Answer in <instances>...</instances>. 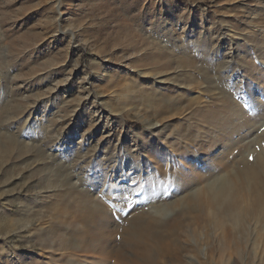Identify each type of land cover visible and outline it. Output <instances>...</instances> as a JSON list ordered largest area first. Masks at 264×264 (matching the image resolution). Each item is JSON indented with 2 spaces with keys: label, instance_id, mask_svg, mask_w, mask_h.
<instances>
[{
  "label": "rangeland",
  "instance_id": "374dc122",
  "mask_svg": "<svg viewBox=\"0 0 264 264\" xmlns=\"http://www.w3.org/2000/svg\"><path fill=\"white\" fill-rule=\"evenodd\" d=\"M248 32L253 36L243 39ZM210 45L220 49L216 57L197 52L209 51ZM97 75L108 81L101 82ZM83 86L90 97L113 99L104 111L115 118L116 137L128 138L130 149L131 140H139L126 161H140L141 173L122 169L121 182L111 181L110 195L101 197V188L92 191V181L84 179L91 175L89 169H98L104 153L114 150L99 133L86 131V121L74 128L71 111ZM128 88L133 91L122 100L121 90ZM151 94L150 101L168 105L160 115L146 109L150 101L145 96ZM263 101L264 0H0V264H107L67 257L72 252L68 245H77L83 226L91 237L88 243L97 241L104 226L97 219L83 225V216L78 221L82 203L95 198L108 205L138 182L133 187L134 209L164 224L172 215L159 208L173 197L188 195L180 189L173 197L149 200L148 166H171L173 159L161 163L153 146L142 148L147 143L143 117L174 132L187 128L190 133L184 139L194 143L204 138L193 132L196 126L220 120L223 130L229 119L239 129L238 146H245L256 140L264 115L257 118L258 127L246 129V124L230 120L228 105L243 109L248 119L249 108ZM60 115L74 126L71 139L68 130L57 141L53 124ZM117 152L119 159L127 156L123 149ZM238 210L233 222L220 210L213 215L208 211L200 221H193L196 213L188 211L180 258L165 264H264V213Z\"/></svg>",
  "mask_w": 264,
  "mask_h": 264
},
{
  "label": "bare ground",
  "instance_id": "6f19581e",
  "mask_svg": "<svg viewBox=\"0 0 264 264\" xmlns=\"http://www.w3.org/2000/svg\"><path fill=\"white\" fill-rule=\"evenodd\" d=\"M54 6L58 8L59 3H56ZM54 10L57 12V9ZM55 23H57V21ZM56 27L57 25H54V28ZM53 33H56V30L53 31ZM252 33L248 32L241 36L243 39L251 38ZM157 40L162 43L159 38ZM158 41L157 43H159ZM200 45L203 47L202 44H198L196 47H200ZM210 46L209 51L205 52L204 49H197V52H199L200 55H207L208 58L216 57L220 49L213 45ZM130 63H132V61ZM226 65L223 67H226ZM121 73H125V70H122ZM95 78L103 82L108 77L104 79V77L102 78V76L97 75ZM149 82V80L146 81V83ZM160 84H162V82H160ZM80 90L81 97L77 100L75 109L71 111V114L76 116V127H74L72 122L65 118V116H61L63 113L60 115L59 119L57 118L58 121H55L53 126L57 129V141L58 138L63 140V132L68 130L70 134L69 139H71L75 131H70L73 127L76 129L77 123L84 120L88 125L86 131L92 130L90 132L91 134L99 133L100 140L105 139L107 146L110 147L111 150H114L111 154L110 151V155H108L103 149L106 153L103 154L102 159L97 161L96 167L98 169L94 171H92V168L89 169L91 172L89 174L91 175L88 177L85 176L86 178L84 179L86 181H92V185L90 184L91 188H89L92 189V191H94L97 186L101 188L97 192L101 197L104 193L109 194V183L111 181V183L115 185L121 182L120 180L123 179L122 169L128 172L133 170L136 174L141 173L143 167L140 161L135 160L134 157L136 155L132 156L134 159L129 162L126 161L130 158L129 156H131V149H136L138 146L139 140H137V138L131 140L132 145L130 149L126 146L128 138L122 135L121 137H116V132L112 127L115 118L110 113L104 111V108L107 110L111 106L113 101L112 98L104 102L101 96L96 95L90 97L88 89L84 88V86L81 87ZM132 91L133 90L129 88L125 91L124 89L123 91L121 90V99L126 100L128 95H130L129 93H132ZM218 95L220 96L221 94ZM152 96L153 94L145 96L148 102L152 99ZM164 104H167V100L165 99ZM256 104V109L254 107L249 108L251 114L248 113V115L251 117L246 119V112H243V109H237V106L231 103V105H228V117L230 120H233V122L237 121L239 124L238 126L245 127L247 125L246 129H255L259 124L257 118L264 115V101L257 102ZM146 109H151L152 113L160 115L163 111L168 109V105L163 107L150 101ZM257 109L260 110L257 111ZM255 110L258 113L255 112ZM222 111L224 110L222 109ZM62 112L64 111L62 110ZM252 113H256L258 116H253ZM213 115L215 114L213 113ZM221 115V113H218L219 119ZM27 120L28 117L24 120L25 124ZM219 121L213 124L211 122V124L209 123L206 126H196L193 132L201 133L204 138L194 143L193 140L184 139V137L190 133L187 131V128H179L176 126L175 133L173 131L174 129L170 128L168 125L159 124L157 121L153 123L149 117H143V122L146 125L144 132L147 143L142 148H151L153 146L154 153L160 157L161 161H159L161 163H165L168 157L169 159H173L171 166L147 167L149 170L147 176L151 179L150 183H148L150 186L147 188L149 200H160L167 196L173 197L176 191L180 189L184 190L188 195L178 200H173V197L170 202L164 204V207L162 206L163 208H159L160 213L166 214L168 212L172 215L164 224L153 216H148V214L145 215L143 210L138 211L134 209L133 195L135 188L133 187L134 184H138V182L134 183L133 187H128L130 190L126 187L128 190V193L126 191L127 194L117 193L116 199H111L108 205L100 204L95 198L87 199L85 202L83 201L84 203H82L79 211L81 214L76 216L78 221H81V217L83 216L82 224L83 221H85L86 224H91V222H95L97 219L102 220L104 226L97 234V241L91 242L92 244L87 242L88 238L91 237L88 231L84 229V226L82 232L79 230L80 237L79 241H76L77 245H68V241L66 240V244L71 247L69 250L72 251L67 257L74 254L88 261L92 258H96L107 264H165L169 259L178 260L180 258L179 255L181 251H183L180 239L184 234L183 228L186 224L185 221L188 211H194L196 213L193 221L203 220L208 211L209 213L212 211L213 215L216 211L218 212L220 210L218 213H220L221 216L228 217V220L230 219L232 222L235 220L234 211L238 209L246 214L248 210L251 209L254 210L255 213H264V134L262 133L264 129H261V127H263L261 125L264 124L260 123L259 133L255 135L256 140L252 142V144L249 143L244 146L243 142L239 145V148V142L235 138L237 132H239L237 126L230 125L231 122H229L228 119L227 122L225 121L228 125L222 130ZM173 132L175 136H172ZM163 135L170 138L173 137L171 143L165 142L164 138H162ZM82 138L83 137H81V139ZM165 138V140L168 139L167 137ZM97 140H99V138H97ZM121 149L127 153V156L120 158V160V152L116 153V150L120 151ZM151 161L150 163H153L154 160ZM160 177H163V180H160ZM228 234V237L226 234V238H228V243L230 244L233 240L231 239V233ZM184 238L185 237L182 239ZM235 251L233 252L234 254L236 253ZM78 264H80V262H78ZM82 264H84L83 261Z\"/></svg>",
  "mask_w": 264,
  "mask_h": 264
}]
</instances>
